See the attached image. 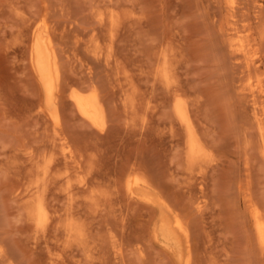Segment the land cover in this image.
Masks as SVG:
<instances>
[{"label":"rangeland","instance_id":"rangeland-1","mask_svg":"<svg viewBox=\"0 0 264 264\" xmlns=\"http://www.w3.org/2000/svg\"><path fill=\"white\" fill-rule=\"evenodd\" d=\"M262 199L264 0H0V264H250Z\"/></svg>","mask_w":264,"mask_h":264},{"label":"bare ground","instance_id":"bare-ground-1","mask_svg":"<svg viewBox=\"0 0 264 264\" xmlns=\"http://www.w3.org/2000/svg\"><path fill=\"white\" fill-rule=\"evenodd\" d=\"M47 47L48 46L44 45L43 42L37 40L36 44L34 46V60L33 61L35 62L36 69H37L36 71H37V74L39 76L40 82L43 86V89H44L46 95H47L46 102L49 105H51V109H53V106H52L53 103H52L51 98H52V94H53L52 72L54 69V67H53L54 66V62H53L54 61V59H53L54 54L53 53L50 54L49 53L50 50L48 51ZM162 74H163V78L166 79L167 73L165 70H162ZM72 97H73L74 104H75L77 110L79 111V113L81 114V116L83 118H85L86 120H88L91 124L96 125L98 120H99V114H100V112H99L100 107H98L99 104H97L94 99L92 100L91 98H84V97L80 96L79 94L72 96ZM183 107H184V105H183ZM182 115H183V113H182ZM181 121H182V123L189 126V122H188L186 117H183ZM187 131H189V130H187ZM192 132H193V130H192ZM186 134H188V132ZM194 137H195V134H194ZM187 148H188V146H187ZM187 150L190 153L189 155H191L192 158L194 157L193 160L197 159V157L201 153L199 145L196 144V141L194 140V138H191V141L189 143V149H187ZM249 198H250V196H249ZM262 200H264V199H262ZM254 210L256 211V209H254ZM251 211H249V212H251ZM250 217H251V221H252L251 225H252V230H253L252 231V242H251V245L249 246V253L252 257V261L250 264H264V220H261L259 213L257 211L254 212ZM250 228L251 227H249V229ZM165 238H166V236H165ZM161 240H162V238H161Z\"/></svg>","mask_w":264,"mask_h":264}]
</instances>
